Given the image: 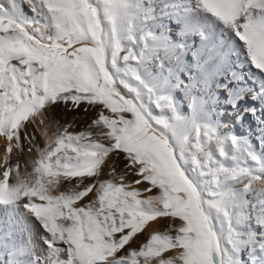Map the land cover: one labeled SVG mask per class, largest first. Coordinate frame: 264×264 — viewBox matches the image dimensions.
Instances as JSON below:
<instances>
[{
	"label": "snow or ice",
	"instance_id": "1",
	"mask_svg": "<svg viewBox=\"0 0 264 264\" xmlns=\"http://www.w3.org/2000/svg\"><path fill=\"white\" fill-rule=\"evenodd\" d=\"M0 264H264V0H0Z\"/></svg>",
	"mask_w": 264,
	"mask_h": 264
},
{
	"label": "bare ground",
	"instance_id": "2",
	"mask_svg": "<svg viewBox=\"0 0 264 264\" xmlns=\"http://www.w3.org/2000/svg\"><path fill=\"white\" fill-rule=\"evenodd\" d=\"M190 59V57H189ZM176 97H177V100L180 102L181 104V111L185 114L188 113V100L184 97V94L183 92H177L176 93ZM223 111V110H222ZM84 112V111H83ZM77 113V112H76ZM90 114V113H89ZM55 115L59 121V123L61 125H63L64 123V120L66 118V116L68 115L67 112L63 111L62 109L60 108H57L55 110ZM69 116H71V125H72V128L71 130L72 131H80V130H86L87 129V124L90 122V120L92 119V115L90 116V118L86 119V121H84V117L80 118L79 116H81V113L80 111L78 112V114L74 115V114H69ZM84 116V115H82ZM86 116V115H85ZM89 117V115L87 116ZM224 122L229 124V126L231 127V117L227 114V111H225V115H224ZM252 124V120L251 118H248L246 117V122L244 125H236L235 126V132L236 134H239V135H244V134H248V126ZM30 132L32 131V127L29 126V129H28ZM54 130V128H53ZM253 130H254V125H253ZM36 137V141L39 143V145L41 147H43V140L41 139L40 137V134L39 132H34L33 133ZM255 139V137L253 136V140ZM25 145L27 144V142L25 141L24 142ZM36 158V154H35V151L33 150L32 152H25L23 155H20L18 160L14 159L13 160V163H19L20 166H21V171H24V168H25V162L26 161H31L33 159ZM113 162L116 163V166L118 169H121L123 168V161L122 159L119 160V161H116V158L114 157L113 158ZM111 163V162H110ZM30 170V168H29ZM141 239H143V237H141Z\"/></svg>",
	"mask_w": 264,
	"mask_h": 264
},
{
	"label": "rangeland",
	"instance_id": "3",
	"mask_svg": "<svg viewBox=\"0 0 264 264\" xmlns=\"http://www.w3.org/2000/svg\"><path fill=\"white\" fill-rule=\"evenodd\" d=\"M67 113H68V115L66 116L63 125H65V124L71 125V116H69V114H71V115H72V114H74V115L78 114V112L76 113V112H71V111H68ZM80 113H81V116H79V117H80V118H81V117H82V118L84 117V118H85L84 121H86V119L90 118V116L92 115L91 112H89L90 114H89V113L85 114V113L83 112V109L80 110ZM82 115H84V116H82ZM85 115H86V116H85ZM88 115H89V117H87ZM71 128H72V125H71V127H70V130H71ZM36 143H37V145H38L39 147H41L37 141H36Z\"/></svg>",
	"mask_w": 264,
	"mask_h": 264
}]
</instances>
